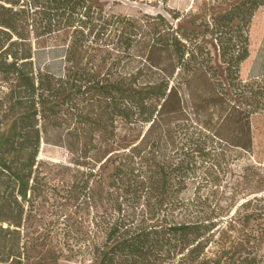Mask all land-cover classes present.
<instances>
[{
	"label": "trees",
	"instance_id": "16d2710c",
	"mask_svg": "<svg viewBox=\"0 0 264 264\" xmlns=\"http://www.w3.org/2000/svg\"><path fill=\"white\" fill-rule=\"evenodd\" d=\"M263 5L230 0L197 21L179 9L169 12L170 20L161 11L109 12L93 0H0V86L7 89L0 94V264L29 258L21 240L22 200L36 190L41 138L84 157L99 150L96 138L117 144V121L141 125V136L121 153L111 149L102 157L103 167H110L107 183L90 172L94 182L79 187L88 198L103 194L104 185L121 191L120 203H112L116 214L102 219L105 236L94 247L95 264H259L255 242L248 244L264 241V196L245 203L251 206L243 215L247 244L225 248L221 238L219 255H208L220 227L208 215H179L185 169L177 138L191 120L205 131L203 139L252 149L250 120L264 111V84L243 80L240 64L249 55L251 18ZM67 29L72 39L62 73L37 65L27 73L19 60L30 57V31ZM208 34L218 64L205 44ZM22 89L30 91L24 96ZM127 201L130 207L122 208ZM251 219L262 223L260 232L247 229Z\"/></svg>",
	"mask_w": 264,
	"mask_h": 264
},
{
	"label": "rangeland",
	"instance_id": "374dc122",
	"mask_svg": "<svg viewBox=\"0 0 264 264\" xmlns=\"http://www.w3.org/2000/svg\"><path fill=\"white\" fill-rule=\"evenodd\" d=\"M93 1L109 12L130 15L142 12L154 14L161 11L169 17V12L179 9L189 13V16L197 17V21L202 18L208 19L210 12L222 11L230 2V0ZM169 19L172 20L170 17ZM248 35L249 55L240 64V77L253 82L255 87L256 84H264V5L254 12ZM71 37L70 29L44 35H37L31 30L27 42L30 52H25V55L30 57L19 60L20 64H25L22 67L27 71H24L31 73L33 66L37 65L55 73H62L63 55ZM204 39L214 61L218 64L217 48L212 36L208 34ZM13 58L10 55L7 61L12 62ZM1 87L4 92L7 90L6 86H0V94L3 93ZM22 90L25 91L21 93L24 96L30 91ZM191 123L190 120L180 129L177 138L178 159L185 169V188L179 193L184 202L182 205L184 209L180 210L179 215L186 212L190 216L213 217L217 223L216 227L220 228L213 236L214 240L210 242L207 254L214 257L220 253L218 243L221 238L222 243L226 241L225 248L230 242L247 244L243 215L250 212L251 206L245 203L254 195L264 196V111L259 110L251 116L253 146L249 152L230 148L209 136L203 139L205 131ZM3 127L4 124L0 125V130ZM142 132L143 127L139 124L117 121L115 129L117 144L105 145L96 138L99 150H90L84 157L65 146L52 144L41 138L33 166V175L37 179L36 190L27 193L28 201L22 200L26 220L21 230V240L25 242L29 251L26 264H95L94 247L105 236L102 219L110 213L116 214L112 203L114 206L120 203L122 198H118V193L121 191L104 185L103 194L98 197L91 195L88 198L82 194L79 187L86 179H89V185L94 182L95 179L90 172L94 175L102 174L106 177L107 183L110 167H103L102 157L111 149L117 148L121 153L126 149L122 147L135 142ZM127 203L128 201L120 206L127 209L130 207ZM261 226V222L252 219L247 222V229H256L260 232L263 229ZM221 228L224 229V233ZM253 242L259 264H264V241L251 239L248 245Z\"/></svg>",
	"mask_w": 264,
	"mask_h": 264
},
{
	"label": "bare ground",
	"instance_id": "6f19581e",
	"mask_svg": "<svg viewBox=\"0 0 264 264\" xmlns=\"http://www.w3.org/2000/svg\"><path fill=\"white\" fill-rule=\"evenodd\" d=\"M44 150V149H43Z\"/></svg>",
	"mask_w": 264,
	"mask_h": 264
}]
</instances>
